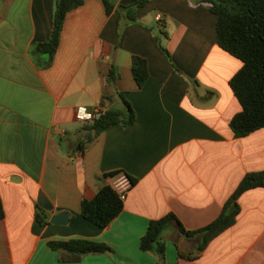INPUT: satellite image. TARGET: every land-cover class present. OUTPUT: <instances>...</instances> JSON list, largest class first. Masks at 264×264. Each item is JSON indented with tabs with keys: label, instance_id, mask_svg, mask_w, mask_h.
Listing matches in <instances>:
<instances>
[{
	"label": "crops",
	"instance_id": "0c3cea01",
	"mask_svg": "<svg viewBox=\"0 0 264 264\" xmlns=\"http://www.w3.org/2000/svg\"><path fill=\"white\" fill-rule=\"evenodd\" d=\"M113 1L110 15L102 0L70 11L52 64L42 66L49 55L33 51L51 37L57 0H0V264H160L141 249L152 220L174 214L188 231L205 228L248 173L264 171V128L238 137L230 125L243 109L230 86L243 62L218 45L210 4L150 0L128 22L119 6L133 0ZM134 56L147 60L142 87ZM119 92L135 124L95 135L77 109L124 111ZM114 172L136 183L101 228L81 204L111 185ZM239 205L236 223L195 259L185 256L197 253L201 237L171 221L165 264H264V188L242 194ZM38 208L48 223L37 220ZM59 214L68 221L52 222ZM73 240L111 251L50 246Z\"/></svg>",
	"mask_w": 264,
	"mask_h": 264
},
{
	"label": "trees",
	"instance_id": "16d2710c",
	"mask_svg": "<svg viewBox=\"0 0 264 264\" xmlns=\"http://www.w3.org/2000/svg\"><path fill=\"white\" fill-rule=\"evenodd\" d=\"M86 0H57L56 12L53 21V30L50 39L39 44L33 51L49 55L48 61L42 66H50L59 48L62 30L67 14L82 6ZM108 15L116 7L113 0H102ZM150 0H133L130 6H119L128 22L137 20V9L144 7ZM197 4H210V10L217 16L216 32L218 45L243 62V67L230 80V86L242 105V111L231 120V128L236 136H246L264 128V0H193ZM176 69V67H174ZM133 74L139 87L146 82L149 71L147 60L133 57ZM117 70L113 66L109 81L115 82ZM125 109H107L104 104L103 115L91 124L95 135H99L106 128L114 124L129 127L135 124L136 114L130 102L121 92ZM117 172L110 176L117 175ZM132 185L136 180L128 176ZM264 188V171L248 173L239 184L232 196L226 201L221 215L210 225L196 231L186 230L174 214L158 220H152L145 235L141 239V249L152 252L159 258L160 264L166 262V244L163 231L171 221L179 222V231L182 235L193 238L201 237L197 253L187 258L195 259L204 251L207 245L216 237L231 228L237 221L240 213L239 198L245 192ZM124 209V201L111 185L104 186L92 199H84L81 204L82 216L101 228L107 227ZM2 207L0 203V217ZM37 220L46 224L45 212L38 208ZM54 249H67L78 253L110 252L105 244L90 241L73 240L68 242H51ZM180 255H184L180 252Z\"/></svg>",
	"mask_w": 264,
	"mask_h": 264
},
{
	"label": "built area",
	"instance_id": "2783aa9c",
	"mask_svg": "<svg viewBox=\"0 0 264 264\" xmlns=\"http://www.w3.org/2000/svg\"><path fill=\"white\" fill-rule=\"evenodd\" d=\"M157 20L161 21L162 16L158 15ZM104 106L101 103L93 106H80L77 109L78 119L82 122L89 123L98 120L104 113ZM111 186L120 195L123 201L126 200L127 194L130 191L132 185L131 180L125 173H118L112 177Z\"/></svg>",
	"mask_w": 264,
	"mask_h": 264
},
{
	"label": "water",
	"instance_id": "95a60500",
	"mask_svg": "<svg viewBox=\"0 0 264 264\" xmlns=\"http://www.w3.org/2000/svg\"><path fill=\"white\" fill-rule=\"evenodd\" d=\"M68 221V216L66 214H59L52 219L54 223H65Z\"/></svg>",
	"mask_w": 264,
	"mask_h": 264
}]
</instances>
